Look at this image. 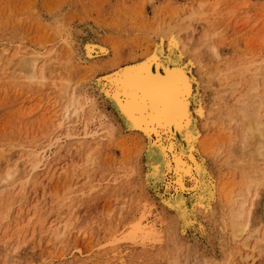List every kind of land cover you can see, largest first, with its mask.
I'll return each mask as SVG.
<instances>
[{
  "label": "rangeland",
  "instance_id": "374dc122",
  "mask_svg": "<svg viewBox=\"0 0 264 264\" xmlns=\"http://www.w3.org/2000/svg\"><path fill=\"white\" fill-rule=\"evenodd\" d=\"M261 1L246 0L242 5V0H0V177L10 162H21L19 167L25 168L23 174L9 181L12 184L6 182L13 187L7 186L3 192L0 217L8 218L0 220V264H208L209 261L228 264L231 252L238 255V246L222 234L221 227L209 231L210 237L189 229L180 235L181 240L163 237L153 247V244L142 245L140 241L109 244L112 234L127 221L129 209L125 197L137 191L127 187L122 169L127 162L126 155L133 149L130 144H120L119 136L111 139L101 130L94 134L93 130L98 131V128L91 123L88 131L93 132L92 136H85L81 124L77 125L75 136H67L68 131L60 125L61 94L69 83L70 86L81 85L86 79L111 70L108 66L117 58L122 64L131 61V56L140 58L154 43L158 18L176 20L190 16L191 21L199 23L198 29L212 25L209 29H222L225 37L230 35L233 41L253 40L252 34L259 29L264 31V0ZM165 3L170 6H164ZM242 19L244 24L248 23L243 25ZM261 33L264 38V32ZM83 40L96 41L106 46L109 53L89 63H76L71 46L79 47ZM34 53L42 57L49 55L37 62V69L49 63L43 84L39 78L29 82L19 66L21 59ZM64 80H68L67 83H61ZM95 97L97 105L102 107L98 96ZM88 150L96 151L97 163H85ZM33 152L44 155L43 160L37 158L34 162L40 161L35 170L26 162ZM20 187L24 188L23 193L18 192ZM7 192L14 193L15 196L11 195L17 201L5 213L6 201L13 199ZM262 196L256 206L257 217L260 216L255 226L264 230V193ZM17 214L20 215L16 219ZM67 217L69 221L65 220ZM62 222L68 228L63 229ZM55 226L59 227H56L59 233L65 230L61 233L65 235L60 234L56 239L58 232L54 235L55 229H52ZM18 227H22L21 232H16ZM247 253L252 257L238 264H264L261 250L247 248L237 258Z\"/></svg>",
  "mask_w": 264,
  "mask_h": 264
},
{
  "label": "bare ground",
  "instance_id": "6f19581e",
  "mask_svg": "<svg viewBox=\"0 0 264 264\" xmlns=\"http://www.w3.org/2000/svg\"><path fill=\"white\" fill-rule=\"evenodd\" d=\"M242 1L244 2L240 3L242 5L248 2H245L246 0ZM249 3L250 2L247 4L249 5ZM252 3H254V0ZM166 4L167 3H165L164 6ZM167 6L170 5L167 4ZM239 10H241V8ZM231 11L232 10H230V13ZM161 16H163V14ZM190 19V16H184L180 19L176 18V20H167L165 17L158 18L156 21V38L154 43H152L149 50L140 58L131 56L130 59L132 60L123 64L120 59L117 58L115 62L108 66L111 70H108L106 73L97 76L92 75V78L86 79L81 85L70 86V83L66 86L64 85L65 87L63 86L64 88L61 94L63 112L60 125L61 127L64 126L66 131H68V135L66 133L67 136H75L74 131L79 124L84 125L83 129L85 130V136H92L93 132L90 133L88 131L90 129L89 124L91 123L98 128V131L93 130L94 134L101 130L105 136H109L111 139L119 136L123 141H120V144H124V146L130 144V148L133 149L131 154L126 155L127 162L124 163L125 167L122 169L125 170L123 175H125L124 178L127 187L130 188L131 191L132 188L137 191L135 194L132 193L133 195L131 194V197H125L129 209L127 221L119 230L115 229L116 232L112 234V241H108L110 242L109 244L112 242L115 244L120 241L137 243L140 241L142 245L153 244V247L157 245L163 237H172L179 241L181 240L180 235L189 229L197 230L196 232L199 231L209 236L211 235L209 231L212 232L221 227L223 229L222 234H224L229 241H232L238 246L236 251L238 255H242L247 248L252 251H264V230L260 229L259 226H255L256 220L260 216L257 217V213H259V210H256L257 202L260 201L264 193V38H262L263 36L261 33L264 31L259 29L260 31L258 33L252 34L254 37L250 35L251 38L253 37L254 41L248 37L250 41L246 38L248 42L246 41L244 43L238 40L233 41L230 35L225 37V33L222 32V29H217V31L214 29L215 31H212L209 29L212 26L210 24L211 22L209 23L211 25L210 27L206 28L208 25H203L205 27L204 29L200 28L202 27L200 25V29H198L199 25L197 26V24L199 23H195L194 20L191 21ZM215 21L213 23H215ZM263 21L262 19V23ZM204 23L202 22V24ZM207 23L208 22H206V24ZM241 23H243V19ZM247 23L246 21L245 24ZM245 24L243 23V25ZM221 27H223V25ZM223 28L225 29L226 27L224 26ZM262 28L264 29V27ZM162 37L165 54L170 46L172 38L175 37L178 41L179 48L176 54L183 53V60L179 65H173V67H181L182 70L186 71V75L191 78L196 94L193 101L194 105L200 104L202 101L203 115L197 114L193 123V128L197 131L198 135V139L193 147L195 148V164L200 170L198 174L199 182H194L192 177L185 175L181 178L180 184L177 185L175 182V171L169 173L167 181L162 175H155L153 165L162 164L163 161L159 155V148L153 146L154 133L149 135L143 128H137L130 123L128 117L121 111L119 101L115 99V94L113 93L112 96H109L106 92H102L98 84L100 79L114 74L120 69L145 61L155 52L158 42L161 41ZM89 43L92 45L90 49L85 47ZM71 48L75 62L83 64L107 56L109 53V49L106 46L97 44L96 41L93 42L91 40L82 42V45L79 47L76 46L73 48V46H71ZM16 56L14 58H18ZM48 56L49 55L46 54L45 57H42L38 53H34L29 58L24 57L21 59L22 56L21 58L19 57L21 61H19L20 65H18L22 71H25L23 72L24 74L26 73L25 75L28 80H30L29 82L32 83V81L39 78L41 84H43L42 80L45 81L44 77L46 76L49 63L46 62L44 64L43 62V67L41 65V68L37 69V62L40 59H46ZM18 69L17 71H19ZM67 81H61V83H67ZM59 85L61 87L62 84ZM96 95L98 99H100L99 103L102 107L97 105ZM193 111H195V109H193ZM57 125L59 124L57 123ZM175 131L174 129V134ZM56 139L54 138L55 142ZM177 139L179 140V137H177ZM184 143L187 145L188 142L184 141ZM82 144L84 143L82 142ZM130 148H128V150H131ZM32 150L29 152L32 153ZM33 153V156L29 155L30 160L28 157L26 162L31 163L32 166L28 164L29 167L31 166V169L34 168L33 170H35V167L40 164V161H38V163L34 162L37 161V158L41 160L44 155L42 154V156H39L37 152L36 154L35 152ZM85 157V163L91 162L95 164L99 161V156L95 150L92 152L88 150ZM20 164L21 162H15V164H11L10 162L3 176L0 177V204L4 200V189L12 184L9 181L12 182L14 177L23 174L22 172H24L25 168L19 167ZM150 171H153V176L151 178L149 177ZM88 177L89 175H87V178ZM29 181L31 182V180ZM208 181L212 183L209 185L207 183ZM11 186L13 187V185ZM11 186H9V188ZM18 190L19 189H17L16 192ZM23 190L24 188L18 192L23 193L25 191ZM8 194H10L11 198L15 196L14 193L7 192L6 195L8 196ZM73 197L74 201L76 197ZM15 198H7L10 199V201L6 199L8 202L6 201L7 212L5 211V213H8L12 208L11 206L17 201ZM193 203L200 206L197 207L195 216L185 222L182 218L181 205L190 206ZM262 207L264 212L263 204ZM156 211L158 212L157 215L155 214ZM19 213L21 214L22 212ZM20 214H17L16 219ZM45 214H43L44 217ZM154 214V219H152L151 217ZM157 216L159 217L157 218ZM6 217L8 218V216ZM61 217L63 216L61 215ZM61 217H59L60 220ZM1 218L3 220L5 219L4 217H0V220ZM65 220L69 221L68 217ZM42 221L43 220H41V222ZM64 222H62V224H64L63 229H66L68 226L66 227ZM70 222L72 224V221ZM67 223L69 224V222ZM57 225L60 226V224ZM56 227L57 226L52 229H59V227ZM21 229L22 227L20 229L18 227L16 229L18 231H15L19 232ZM63 229L62 231H65ZM55 230L54 235L55 232L59 231ZM58 233H56V239H58L61 234ZM61 235H65V232ZM198 246L200 247V245ZM15 248L14 250L16 251L17 247ZM238 255L231 252L227 263L238 264L252 257V255L247 253L246 256L242 258L239 257L238 259ZM175 262L177 261L175 260ZM209 262L208 264H211Z\"/></svg>",
  "mask_w": 264,
  "mask_h": 264
},
{
  "label": "snow or ice",
  "instance_id": "6c2138e0",
  "mask_svg": "<svg viewBox=\"0 0 264 264\" xmlns=\"http://www.w3.org/2000/svg\"><path fill=\"white\" fill-rule=\"evenodd\" d=\"M85 47L90 49L92 45L89 43ZM178 48L179 43L173 37L165 54L162 37L155 52L145 61L98 81L102 92L109 96L115 94L130 123L143 128L149 135L154 133L153 146L159 148L163 161L153 165L155 175H162L167 181L169 173L175 171L177 185L185 175L199 182L200 170L195 164L193 147L198 135L193 123L197 114L203 115L202 101L196 105L193 102L196 94L191 78L181 67H173L183 60V53L176 54ZM184 141L188 142L187 145ZM152 176L153 171H150L149 177ZM207 183L210 185L212 182ZM198 206L196 203L181 205L185 222L195 216Z\"/></svg>",
  "mask_w": 264,
  "mask_h": 264
}]
</instances>
